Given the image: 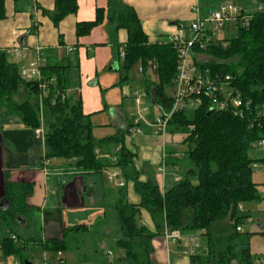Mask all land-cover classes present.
Wrapping results in <instances>:
<instances>
[{"label":"trees","instance_id":"1","mask_svg":"<svg viewBox=\"0 0 264 264\" xmlns=\"http://www.w3.org/2000/svg\"><path fill=\"white\" fill-rule=\"evenodd\" d=\"M260 1L263 9L252 14L247 27L239 26L236 36L226 37L203 51L210 56L203 67L213 74L231 75L244 97L252 99L251 115L242 118L229 111H211L206 103L193 112L175 113L168 131L185 135L183 142L187 152L181 163L184 165L181 179L170 186L161 187L151 178L140 179L135 154L125 144L126 131L95 139L91 115L84 113L80 97L68 93L71 78L67 60L46 63L42 67V81L46 83L44 94L38 81L24 79L19 65L10 61L5 51H0L3 114L19 116L33 130L45 123L46 158L77 159V165L91 173H103L112 168L120 170L125 185L119 188L116 209L123 237L116 241V248L123 250L122 258L128 264H151V240L166 230H179L182 235L202 231L207 239L208 254L191 255L192 264H254L251 244L239 242L241 232L237 228L245 219L244 205L260 199L252 168V163L259 159L251 157L256 142L264 136V0ZM77 9V0H55L54 24L58 25ZM104 14L103 9H97L94 20L77 24L76 34H90L103 23ZM4 17L5 0H0V19ZM109 19L117 23V28H125L129 35L123 48L124 57L117 52L119 71L129 72L137 62L142 65V73L154 67L152 73L156 81L145 77L141 84L154 103L167 107L172 100L169 88L173 87L177 76L176 49L168 43L150 42L136 10L129 5H120ZM126 80L128 76L121 74L119 85ZM22 93L25 97L19 100ZM257 110H263V115L254 121ZM104 151L115 155L116 161L100 157L99 153ZM128 182L134 183L140 196L138 204L127 199ZM30 190V185L17 187L8 183L6 198L10 207L0 210V219L9 230L0 242V250L4 256L18 257L22 264H25L24 250L29 244L63 253L68 248L64 237L83 226L66 228L62 237L22 239L14 226H18L17 216L24 210L22 200ZM239 205L243 208L239 209ZM142 210L151 215L155 231L142 223ZM226 218L234 232L216 233L215 224ZM13 235L19 239L18 243L14 242Z\"/></svg>","mask_w":264,"mask_h":264},{"label":"crops","instance_id":"2","mask_svg":"<svg viewBox=\"0 0 264 264\" xmlns=\"http://www.w3.org/2000/svg\"><path fill=\"white\" fill-rule=\"evenodd\" d=\"M77 2V11L55 25L52 19L55 0H5V17L0 19V51H5L9 60L19 67L28 65L38 51L45 59V64L67 60L71 78L68 93L76 91L74 95L81 98L83 111L91 115L93 127L99 126L105 130V126L116 122L112 115L120 110L116 105L117 90L113 89L120 81L117 52H123L129 37L127 30L117 28V23L110 20L109 15L113 16L120 5H129L136 10L149 41L163 42L177 27L190 24L195 17L193 5L200 0ZM97 9L105 11L103 23L94 27L90 34L78 36L77 24L94 20ZM16 48H24L28 52L24 57H15L10 50ZM150 74L156 77L149 71V79ZM149 97L153 102V97ZM133 113H130L127 122L129 133ZM152 116L150 113L149 117ZM107 117L109 121L105 122ZM121 122L120 128L116 127L118 131H123L125 123ZM142 128L144 132L140 145L130 148L135 154L136 168L141 171L140 179L145 181L151 178L161 187L172 185L184 170L181 163L184 162L185 152L176 150L175 146L184 144L185 135L168 133L164 139L154 135L151 126L143 124ZM164 141L167 158L166 171L162 173L159 168ZM177 152L181 153L179 157L176 156ZM45 155L44 143L36 139L35 130L27 127L17 115H4L0 107V202L7 197L8 183L17 187L30 185V192L22 200L24 210L17 216V228L21 231L33 225L34 219L35 228H39L34 234H29L27 230L25 235L17 234L22 239L62 237L66 228L83 225L64 237L68 248L62 256L56 252L58 264H61L60 258L63 259L62 264H128L122 258L123 250L116 248V241L123 237V232L113 208L111 215L115 225L106 222L105 197L111 194L116 205L120 187L115 184L105 187L98 177L105 175V171L86 172L77 165V159H48ZM127 199L134 204L141 200L133 182L127 184ZM243 214L245 218L249 215L245 205ZM141 220L152 231L156 230L147 210L141 211ZM250 233L251 253L258 255V258L264 257V225L253 227ZM191 237H195V240L192 241ZM184 238L190 240L192 248L184 245ZM108 243H111L112 248L106 251L104 249ZM32 245L47 251L39 244H29L24 250L25 259ZM151 246V264H192L191 255L205 256L208 252L207 239L202 231L182 235L177 242L168 239L162 232L152 238ZM15 261L20 259L4 256L0 250V264H14Z\"/></svg>","mask_w":264,"mask_h":264},{"label":"built area","instance_id":"3","mask_svg":"<svg viewBox=\"0 0 264 264\" xmlns=\"http://www.w3.org/2000/svg\"><path fill=\"white\" fill-rule=\"evenodd\" d=\"M259 5L257 10H262ZM195 14L194 19L186 27L180 26L176 28L174 33L169 34L164 43L171 44L177 51V76L172 87V100L167 107L158 105L159 110L153 113L152 118L149 117L150 110L144 106V99L149 98L147 92L143 89L136 91L134 95H130L129 87L126 86L125 93L127 96H134V104L136 111L131 117V133L133 135L142 134L144 132L142 125H148L153 128V134L165 137L169 133V121L178 111L193 112L204 103L208 104L211 111H229L238 117H247L251 115L253 101L245 98L240 89L236 86L231 75H222L219 73H211L209 68L203 67V61L199 56L203 55L209 46L223 41L226 37L225 32L228 28H235L236 32L239 26L247 27L252 14L246 13L235 2H222L217 6L205 7L200 2L193 5ZM28 50L24 48L11 49L10 53L15 57H24ZM124 57V52L121 53ZM45 66V59L38 51L37 55L26 66L20 67L21 76L29 81H38L42 89V93H46V83L42 81V67ZM154 67L148 70L153 71ZM142 68L140 69V71ZM154 103V102H153ZM256 117L263 115V110L256 111ZM36 137L45 139V128L41 126L35 129ZM164 141L162 163L159 171L165 173L166 167V149ZM256 149L264 151V136L256 142ZM99 152V151H97ZM100 157H108L116 161L115 155L108 153H99ZM181 153L177 152L176 156ZM252 168L257 169L258 163L254 161ZM107 180L109 183L119 187L125 185L124 179L121 177L119 169L115 168L107 170ZM181 179L176 177V181ZM264 191V186H263ZM243 205H239L242 209ZM238 231L243 232L242 226H238ZM165 234L168 239L177 242L182 238L179 230H166ZM14 242L18 241L16 235H13ZM194 241L195 237H191ZM109 253H111L109 251ZM62 256V252H58ZM59 262L62 264L63 259ZM14 264H22L15 261ZM197 264V263H196ZM254 264H264V257H259Z\"/></svg>","mask_w":264,"mask_h":264},{"label":"rangeland","instance_id":"4","mask_svg":"<svg viewBox=\"0 0 264 264\" xmlns=\"http://www.w3.org/2000/svg\"><path fill=\"white\" fill-rule=\"evenodd\" d=\"M200 2L205 7L217 6L219 3H222V2H235L241 8H243L246 13H250V14L256 12L259 5H263V3L260 0H200ZM224 36L227 38L236 36V29L235 28H228V30H226ZM199 58H201L205 62H208L210 59V56L204 52L203 55L199 56ZM141 67H142L141 63L137 62L131 67L129 72H125L124 70H122V72L118 71L119 76L121 74H122V76L127 75L128 80L123 82V84L121 86L116 85L113 88V89L117 90V92H115L117 94L116 95V97H117L116 105H118V107L120 109V110H117V112L112 115L113 119L116 121L114 123L116 126L112 123V125L105 126V130L99 126H97V127L94 126L93 127V135H94L96 140H100L104 137L107 138L109 136L114 135L118 131V129H116V127L120 128L119 124L122 123L121 121H123L126 125V126L124 125V127H122L123 130L126 131V136H125L126 147H128L130 149V148H134V147L140 145L141 139H142L141 134L133 135V133H129V131L127 130L128 129L127 122H129V119H130V113L135 112L136 109L134 108L135 107L134 96H131V98L129 96H127L125 93V88H126V86L129 87L130 95H134V93L136 91L143 89L141 81H143L145 79V77H147L149 75V71H148V74H147V72L142 73L140 71ZM150 80L156 81V77H153V75H151ZM75 92L76 91H73L71 94H74ZM172 92H173L172 88H169V94L170 95L172 94ZM24 97H25V95L22 94V96H21V98H19V100H23ZM144 102H145L144 106H147L149 108L151 115H153V113H155L159 110V107L151 101L150 97L147 99L145 98ZM112 111L114 112V109H112ZM108 121H109V117H107L105 119V122H108ZM112 122H114V121L112 120ZM44 124L45 123L42 122L41 126L45 127ZM45 131H46V127H45ZM35 135H36V133H35ZM36 139H38V141H40V142H43V138H41V137L40 138L36 137ZM42 147H43V145H42ZM175 148H176V150H179L182 152H187V147L183 143L179 144L178 146H175ZM251 157L255 158V159H259V160H257L258 168L253 169V180L258 184V193H259L260 199H257V200H254L252 202L245 204V210H246V212L249 213L248 216H250V219L247 216L245 219H243V222L241 223V226L243 228V232H241L238 236L239 242L249 241V234H251L250 232H252L253 227H259L260 228L261 226L264 225V191H263V186H264V160H261L262 158H264V151L255 149L254 151H252ZM112 169H115V168H112ZM98 177L102 181V183L105 185V187H109V186L113 185L112 183L108 182L106 173H105V175L104 174L98 175ZM110 195H107V197H105V206L107 209L106 222L110 223L111 225H115V223H113V216L111 215V209L113 208L116 211L117 216H118V212H117L115 203L113 204V198ZM34 214H35V212H34ZM247 218H248V220H246ZM33 221H34L33 225H29V226H27V228H25L23 230L21 229V231H19V229L15 226H14V229L21 235H25L26 230L29 234H34L37 231V229H39V228L37 227V224H36L37 228H35L36 219H34ZM12 227H13V225H12ZM214 230L216 231V233L222 232V233H226V234H228V233L231 234L232 232H234V229L232 228V226L230 224L229 218H226L225 220H221L220 222H217L214 226ZM8 232H9L8 227H6V224L2 221V219H0V242L5 236L8 235ZM184 239H185L184 245L186 247L192 248L193 244L190 242V240L188 238H184ZM107 248H112L111 243H108L107 247H105L104 250L107 251ZM207 254H208V252L206 253V255ZM56 258H57L56 251H50L49 250V251L44 252L40 246H35V245L33 246L32 245L29 247V251H28V255H27L26 259H29V261H31L33 264H43L44 262H47V264H58ZM257 258H258V255L254 254L253 259L255 260Z\"/></svg>","mask_w":264,"mask_h":264},{"label":"water","instance_id":"5","mask_svg":"<svg viewBox=\"0 0 264 264\" xmlns=\"http://www.w3.org/2000/svg\"><path fill=\"white\" fill-rule=\"evenodd\" d=\"M9 207H10V203H9L8 199L7 198L2 199L0 202V210L6 211ZM24 263L25 264H33L28 259H25Z\"/></svg>","mask_w":264,"mask_h":264},{"label":"bare ground","instance_id":"6","mask_svg":"<svg viewBox=\"0 0 264 264\" xmlns=\"http://www.w3.org/2000/svg\"><path fill=\"white\" fill-rule=\"evenodd\" d=\"M18 241H19V239H18ZM18 241H17V242H18ZM17 242H16V243H17Z\"/></svg>","mask_w":264,"mask_h":264}]
</instances>
